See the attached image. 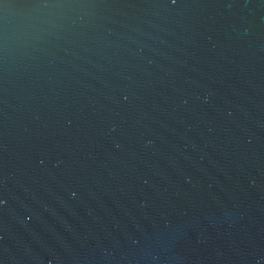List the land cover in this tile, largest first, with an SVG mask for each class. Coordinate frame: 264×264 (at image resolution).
<instances>
[{
	"label": "water",
	"instance_id": "95a60500",
	"mask_svg": "<svg viewBox=\"0 0 264 264\" xmlns=\"http://www.w3.org/2000/svg\"><path fill=\"white\" fill-rule=\"evenodd\" d=\"M0 264H264V0H0Z\"/></svg>",
	"mask_w": 264,
	"mask_h": 264
}]
</instances>
